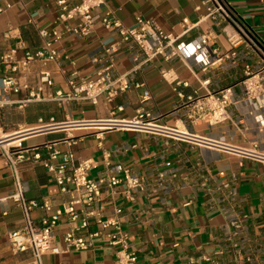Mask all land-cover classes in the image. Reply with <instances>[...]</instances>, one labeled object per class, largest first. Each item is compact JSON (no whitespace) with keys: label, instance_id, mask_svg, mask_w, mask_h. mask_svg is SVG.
Segmentation results:
<instances>
[{"label":"crops","instance_id":"crops-1","mask_svg":"<svg viewBox=\"0 0 264 264\" xmlns=\"http://www.w3.org/2000/svg\"><path fill=\"white\" fill-rule=\"evenodd\" d=\"M59 1L0 0V79L14 76L21 85L19 92H10L13 104L3 110V133L40 127V120L56 125L72 121L122 122L132 120L136 110L144 106L163 117L159 121L162 128L188 132L212 146L103 126L64 128L27 137L28 160L19 165V175L27 188L28 201L49 200L56 210L76 197L75 193H62L43 161L34 158L39 153L46 159L44 145L50 142L73 139L76 159L94 162L91 178L114 175L122 180L114 188L102 190L87 230L77 229L81 220L72 224L67 216L61 218L54 231L58 252L45 254L44 263L114 264L119 248L111 246L107 238L115 233L114 227L106 229L87 250L68 247L65 242L70 229L75 230L76 238L88 239L101 230L98 220L119 223L138 264H188L189 259L199 260L219 248L231 255L232 242L264 259V162L243 155L253 149L264 153V133L255 120L261 109L239 85L245 66L264 59V0H221L237 23L260 42L244 38L233 56L229 55L232 47L226 32L235 29V18L230 14L228 19H205L208 11L203 0H107L105 6L93 11L94 27L88 37L66 34L53 46L58 52L55 59L48 58L46 52L44 59L36 58L22 73H13L12 65L2 63L1 57L11 49L16 50L18 60L27 53L43 51L40 31L58 26ZM66 1L70 6L81 3ZM108 9L127 28L139 19H152L166 34L179 36L180 42L208 36L216 52L212 66L203 72L194 61L157 57L150 66L131 75L132 87L112 101L103 97L93 105L77 99L62 100L59 93L65 98L71 94V82L96 78L97 71L106 64L101 61L104 50L121 40L117 32L103 26ZM78 23L75 20L69 25ZM224 55L229 58L217 62ZM132 67L131 53L123 52L115 57L113 74H127ZM46 76L52 85L44 82ZM228 88L233 93L228 108L230 119L211 126L208 120L187 118L188 97L195 102L210 92ZM145 91L150 93L147 101L143 99ZM60 146L67 150L66 145ZM117 167L123 171L116 172ZM125 171L143 189L131 190ZM13 188L11 168L0 156V264H25L30 258L27 252H14L8 237L25 226L21 208L9 199ZM46 215L42 208L31 211L36 223Z\"/></svg>","mask_w":264,"mask_h":264},{"label":"built area","instance_id":"built-area-1","mask_svg":"<svg viewBox=\"0 0 264 264\" xmlns=\"http://www.w3.org/2000/svg\"><path fill=\"white\" fill-rule=\"evenodd\" d=\"M106 2L107 0H81L80 4L70 6L66 0H60L61 14L58 18V26L53 30L40 31V36L44 40V50L35 55L27 53L24 59L18 60L16 50L11 49L1 57V62L11 64L12 72L19 74L26 70L36 58L44 59L46 52L49 53L48 58L55 59L58 52L53 49V46L60 42L66 34L88 37L94 27L93 11L105 6ZM203 5L208 11L205 19H228L231 16L221 0H203ZM2 11L0 9V12ZM75 20L79 21L76 26L69 25V22ZM232 21L236 24L235 29L232 32H226L232 47L230 56L236 55L234 50L245 40L253 42L243 26L239 25L235 19ZM102 23L107 30L117 32L121 40L104 50L101 61L106 64L97 71L96 78L82 79L78 84L71 82L72 93L66 98L59 93L62 100L77 99L89 101L93 105H97L103 97L112 101L132 87L131 75L143 67L150 66L157 57H163L167 61L178 58L184 63L194 61L203 72H206L212 66L213 58L216 55V52L211 49L208 36H200L197 40L188 43L180 42L179 36L166 34L152 19H139L135 26L127 28L115 18L113 11L108 9L103 15ZM244 38L246 39L244 40ZM123 52L131 53L133 67L129 73L115 76L113 74L115 57ZM229 55L218 58L217 62L229 58ZM163 76L166 78L167 74L164 73ZM43 80L48 85H52L48 76L44 77ZM176 84L180 85L179 83ZM239 85L244 89L248 99L258 102L261 110L255 120L259 125L260 132L264 133V59L256 65L245 66L244 78ZM141 86L143 85L137 84V87ZM20 89L21 85L16 77L7 75L0 79V120L3 110L13 104L9 97L10 92H19ZM180 96L184 97L181 94ZM232 96V90L228 88L210 92L208 96L198 98L195 102L192 97H188L189 112L187 118L190 120H208L211 126L223 123L230 119L228 108L231 105ZM143 99L145 101L150 99L148 91H145ZM162 118L161 115L154 114L142 106L136 110V115L132 120L122 122L116 120L104 122L72 121L56 125L43 124V120H40L42 126L36 128L19 129L12 133H3L0 129L2 133L0 135V156L6 160L14 178V188L9 199L21 208L25 219L24 228L10 233L8 237L14 252L30 254V258L25 264H45L43 261L45 254L58 252L54 245V231L63 216H67L72 224L81 220V225L77 229L87 230L91 224L90 219L95 216L97 206L100 204L102 190L107 187L114 188L122 182L120 178L114 175L91 178L90 171L94 167V162L76 159L73 150L76 142L73 139L50 142L44 145L48 153L47 158L42 159L39 153H36L34 158L43 161L44 166L62 193H75L76 197L72 202L56 210H53V205L49 200H45L43 203L28 201L26 198L27 188L19 175V165L28 160L29 148L25 145V139L31 135L64 128L103 126L106 128L119 127L150 134H164L174 137L176 140H192L212 146L208 140L194 137L188 132L183 133L178 129L162 128L159 123ZM60 144L66 145L67 150H63ZM38 149L39 147L34 148V150ZM243 153V155L264 162V153L258 150L253 149ZM115 170L121 172L123 168L117 167ZM125 174L131 190L143 189L138 180L130 177L128 171H125ZM130 196L133 198L131 193ZM35 208H42L47 213L39 223H36L31 217V211ZM117 213H121V210H117ZM98 223L101 225V230L91 234L88 239L76 238L75 230L70 229L65 235V242L68 247L87 250L94 246V240L100 238L106 229L114 227L115 233L107 236L109 244L119 248L114 264H138L135 254L129 250L128 235L121 230L119 223L101 220H98ZM231 247V255L223 248H219L199 260L189 259L188 264H264V259L246 251L239 243L232 242Z\"/></svg>","mask_w":264,"mask_h":264},{"label":"water","instance_id":"water-1","mask_svg":"<svg viewBox=\"0 0 264 264\" xmlns=\"http://www.w3.org/2000/svg\"><path fill=\"white\" fill-rule=\"evenodd\" d=\"M222 3H223V1H222ZM226 9H227V11H228L231 15H233L232 12H231V10H230L227 6H226ZM233 17L235 18V20L238 21V19L236 18V16L233 15ZM247 32H248L249 36H250V37H251L256 43L260 44V42L257 40V38H256L252 33H250L249 31H247Z\"/></svg>","mask_w":264,"mask_h":264},{"label":"bare ground","instance_id":"bare-ground-1","mask_svg":"<svg viewBox=\"0 0 264 264\" xmlns=\"http://www.w3.org/2000/svg\"><path fill=\"white\" fill-rule=\"evenodd\" d=\"M0 135H2L1 132H0Z\"/></svg>","mask_w":264,"mask_h":264}]
</instances>
